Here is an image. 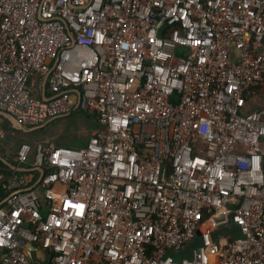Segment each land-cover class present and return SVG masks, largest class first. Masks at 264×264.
<instances>
[{
	"label": "built area",
	"instance_id": "2783aa9c",
	"mask_svg": "<svg viewBox=\"0 0 264 264\" xmlns=\"http://www.w3.org/2000/svg\"><path fill=\"white\" fill-rule=\"evenodd\" d=\"M257 99L264 0H0V111L99 124L85 146L21 144L44 175L0 174V264H264Z\"/></svg>",
	"mask_w": 264,
	"mask_h": 264
},
{
	"label": "rangeland",
	"instance_id": "374dc122",
	"mask_svg": "<svg viewBox=\"0 0 264 264\" xmlns=\"http://www.w3.org/2000/svg\"><path fill=\"white\" fill-rule=\"evenodd\" d=\"M257 105L264 104V100L260 99ZM54 120V121H53ZM2 127L5 129L6 135L3 139H0V158L2 160L13 162L15 161V154L20 143H35L39 140L51 139L56 142L71 141L72 138L78 137L83 140H87L95 131L96 127L93 126V119L88 120L81 116L80 113H74L73 115L67 114L57 117L48 121L47 125L36 128L35 132H20L14 128L13 124L0 116ZM46 124V123H45ZM264 146V144H263ZM38 193H42V187L39 185L37 188ZM211 228L217 229L219 237L227 235H240L239 228L233 224L228 217L225 216V220L221 224L216 223V219H213L210 223ZM194 243L186 245L183 249L185 255H190Z\"/></svg>",
	"mask_w": 264,
	"mask_h": 264
},
{
	"label": "trees",
	"instance_id": "16d2710c",
	"mask_svg": "<svg viewBox=\"0 0 264 264\" xmlns=\"http://www.w3.org/2000/svg\"><path fill=\"white\" fill-rule=\"evenodd\" d=\"M74 113H80L82 117H84L85 119H88V120L93 119V126L96 127V130L99 129V124H98V122H97V120H96V118H95V114H94V112H91V111H88V110H83V109L77 108L76 110H74V111L71 112L70 114L73 115ZM53 121H54V120H53ZM47 124H48V123H46L45 125H47ZM42 128H44V127H42ZM42 128H39V129H42ZM39 129H38V130H39ZM36 130H37V129H32V130H29L28 132H35ZM38 130H37V131H38ZM20 132H24V131L20 130ZM88 139H89V138H88ZM88 139H87V140H83V139H80V138H78V137H74V138L71 139V141H65V142H61V141H59V142H57V143H58V144H65V145L75 146V147H81V146H85V145L87 144ZM23 143H25V142L20 143L19 147H20L21 144H23ZM19 147H18V149H19ZM18 149H17V150H18ZM16 152H17V151H16ZM9 162H10V161H9ZM10 163H12V164H16L17 162H16V160H15V161L10 162ZM26 167H27L28 169H32V168H34V167H32L31 165H27ZM14 172H16V170H14V169L11 167V165L7 164L4 160H2V159L0 158V174H4V175L8 176V175L13 174ZM33 172L38 173L37 170H35V171H33ZM6 195H7V192H5V191H3V190L1 189V191H0V202H1L2 200H4V198L6 197ZM211 216H212V215H209V216H208V215H204V219H203V221H202V228H204V227H206V226H210V223H211V221H212L213 219H216V223H217V224H221V223L225 220V217L222 216V215H221V216H215V217H213V218H211ZM211 229H212V231H213V236H214V238H215L219 243L224 244L225 241H226L225 236H224V237H219V235L217 234V229H216V230H214L213 228H211ZM198 234H199V233H198ZM240 235H241V234H240ZM237 236H238V235H237ZM229 239H233V238H230V237H229ZM198 242H199V239L196 240V243H198Z\"/></svg>",
	"mask_w": 264,
	"mask_h": 264
},
{
	"label": "water",
	"instance_id": "95a60500",
	"mask_svg": "<svg viewBox=\"0 0 264 264\" xmlns=\"http://www.w3.org/2000/svg\"><path fill=\"white\" fill-rule=\"evenodd\" d=\"M43 85H44V88H46V81L43 82ZM259 101H261V100L260 99H257L255 101V103L256 102L258 103ZM0 116H2L3 118H5L6 120H9L13 124L14 128L19 129V130H23V131H26V132H28V130L36 129V128L40 127V126L45 125V123H44L42 125H38V126H34V127H27L26 128V127H24L22 125H19L18 122H17V120L14 118V116H12V115H10V114H8L6 112L0 111ZM4 161L7 164L11 165V167L14 170L19 171V172H25V171H29V170L30 171L37 170L39 172V176H38L37 181H36V183L34 184L33 187L37 186V184L40 183V181H41V179H42V177L44 175V168L42 166H35L32 169H28L27 167L17 166L16 164H12V163H10V162H8L6 160H4ZM25 250H26V252H27L28 255H31V252H37V249L33 245H31V244H27L25 246Z\"/></svg>",
	"mask_w": 264,
	"mask_h": 264
},
{
	"label": "crops",
	"instance_id": "0c3cea01",
	"mask_svg": "<svg viewBox=\"0 0 264 264\" xmlns=\"http://www.w3.org/2000/svg\"><path fill=\"white\" fill-rule=\"evenodd\" d=\"M257 103V102H256ZM258 104V103H257ZM19 130V129H18ZM20 131V130H19ZM23 131V130H22ZM29 131V130H28ZM25 133H28V132H26V131H24Z\"/></svg>",
	"mask_w": 264,
	"mask_h": 264
}]
</instances>
